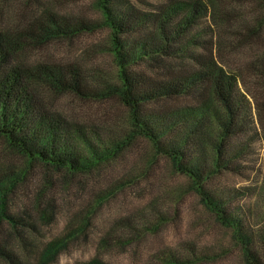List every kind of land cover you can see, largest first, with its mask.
Instances as JSON below:
<instances>
[{
	"label": "trees",
	"instance_id": "1",
	"mask_svg": "<svg viewBox=\"0 0 264 264\" xmlns=\"http://www.w3.org/2000/svg\"><path fill=\"white\" fill-rule=\"evenodd\" d=\"M230 1L171 0L146 18L120 0H95L108 30L116 75L113 82L100 76L99 87L91 92L76 65L29 67L21 56L91 27L47 13L37 0H22L24 8L41 12L43 18L38 26L35 19L27 31L10 33L0 27V141L23 160L12 167L5 158L0 167V219L14 225L6 208L32 180L37 183V206L45 204L43 222L54 216L52 194L96 188L93 208H85L81 216L82 230L106 198L99 194L140 185L163 158L173 172L161 175L176 174L187 181L202 209L199 219L225 228L244 264H264V177L260 197L247 209L221 184L224 176L243 173L238 167L243 168L240 163L250 153L252 138L264 141V12L259 7L243 12ZM234 2L264 6V0ZM230 48L244 50L247 62L237 68L224 65L220 56ZM39 87L79 101L117 97L126 109L125 125L73 128L50 112ZM141 144L147 146L145 152ZM135 150L140 151L139 159L144 157L143 172L115 175L122 156ZM144 215L118 223L131 233L137 226L154 232L158 223L153 225ZM48 252L53 256L55 249ZM188 252H168L163 263L192 264L193 249ZM4 254L16 264L12 254ZM77 264L105 263L94 257Z\"/></svg>",
	"mask_w": 264,
	"mask_h": 264
},
{
	"label": "rangeland",
	"instance_id": "2",
	"mask_svg": "<svg viewBox=\"0 0 264 264\" xmlns=\"http://www.w3.org/2000/svg\"><path fill=\"white\" fill-rule=\"evenodd\" d=\"M120 1L125 7L150 18V14L165 7L171 0ZM21 2L0 0L2 29L10 33L19 29L27 31L35 19L38 26L39 18H43L42 13L31 12ZM230 2L236 7L242 6L243 12L255 7L264 12V6L258 4L248 6L234 0ZM40 3H43L41 6L47 13L54 12L75 25L85 24L91 30L83 29L60 41L50 40L35 50L23 53L22 61L29 67L45 63L60 66L74 64L91 92L99 87L100 76L115 81L116 67L109 51L108 30L96 9L95 0H37V4ZM244 53V50L237 52L230 48L222 53L220 61L230 68L241 67L247 62ZM138 69L141 70L142 66ZM39 93L50 112L60 115L73 128L80 127L88 131L89 126L104 128L112 126V122L125 125L126 109L117 97H111L109 101H79L67 94L56 95L40 87ZM1 143L0 167L5 166V158L12 167L21 166L23 160ZM250 144V153L240 163L243 168L237 165L243 173L228 174L221 178V184L236 194L235 203L244 209L257 202L264 177V141L253 137ZM141 147L143 152L147 150V146L141 144ZM139 157V150L124 154L113 172H118L115 174L117 176L124 172H143L140 168L144 157ZM32 172L36 173L37 170ZM147 172L141 184L134 188L126 185L114 193L103 191L99 194L106 198L90 214V224L82 230L81 216L86 209L93 208L90 206L96 188L87 187L79 193L74 189L65 194L49 193L54 195L55 212L51 219L43 222L40 214L45 204L37 206L34 200L38 195L37 183L36 180L29 181L27 187L18 191L6 208V213L15 218L14 225L5 217L0 219V264H13L6 258V252L12 254L16 264H77L94 257L105 264H164L162 258L168 252L185 256L190 255L189 249H193L192 254L196 258L192 264H244L229 232L220 226H210L208 222L205 225L199 219L202 209L187 181L176 174L168 173L166 177L161 175L163 172H173L163 158H159ZM112 181L114 178L109 179V182ZM149 203L155 207L148 206ZM143 212L153 225L158 223L154 232L137 226L131 233L126 226L121 227L118 223L129 216H142ZM126 241L129 242L122 245ZM53 248L55 253L51 256L48 251Z\"/></svg>",
	"mask_w": 264,
	"mask_h": 264
}]
</instances>
